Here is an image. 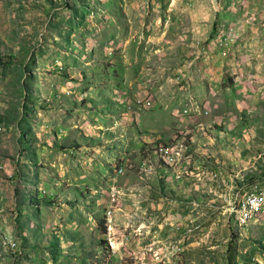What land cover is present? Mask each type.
Returning a JSON list of instances; mask_svg holds the SVG:
<instances>
[{
    "label": "rangeland",
    "instance_id": "rangeland-1",
    "mask_svg": "<svg viewBox=\"0 0 264 264\" xmlns=\"http://www.w3.org/2000/svg\"><path fill=\"white\" fill-rule=\"evenodd\" d=\"M264 0H0V264H264Z\"/></svg>",
    "mask_w": 264,
    "mask_h": 264
},
{
    "label": "bare ground",
    "instance_id": "bare-ground-1",
    "mask_svg": "<svg viewBox=\"0 0 264 264\" xmlns=\"http://www.w3.org/2000/svg\"><path fill=\"white\" fill-rule=\"evenodd\" d=\"M240 209L245 220L261 216L264 211V192L246 196L240 204Z\"/></svg>",
    "mask_w": 264,
    "mask_h": 264
}]
</instances>
